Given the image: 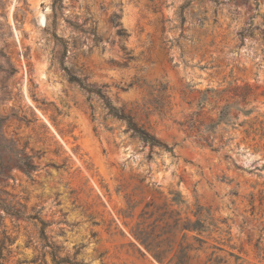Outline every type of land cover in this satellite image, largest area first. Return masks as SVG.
Wrapping results in <instances>:
<instances>
[{"label": "rangeland", "instance_id": "1", "mask_svg": "<svg viewBox=\"0 0 264 264\" xmlns=\"http://www.w3.org/2000/svg\"><path fill=\"white\" fill-rule=\"evenodd\" d=\"M17 202L89 264H175L181 243L190 264H264V0H0V240L34 264ZM177 218L204 224L201 249Z\"/></svg>", "mask_w": 264, "mask_h": 264}, {"label": "trees", "instance_id": "2", "mask_svg": "<svg viewBox=\"0 0 264 264\" xmlns=\"http://www.w3.org/2000/svg\"><path fill=\"white\" fill-rule=\"evenodd\" d=\"M116 25H119V22H116ZM119 34L122 37L127 36L126 30L124 28H120L118 30ZM70 80L79 84L88 94L90 95H98L104 102L105 106L109 109L110 113L114 116L124 120L127 123V128L133 132L135 136L141 139L145 144H148L151 148L160 147L169 152H173V147L168 146L167 144L161 142L155 135H153L148 129L139 125L132 116L131 113H127L124 108H119L115 106L110 97L107 95L105 91H103L102 87H96L92 83H87L83 79L79 78L66 66L65 67ZM25 166L29 169H33L34 166L25 162ZM19 209L12 208L6 209V213L12 217H26L28 220H36L41 224L40 227V241L42 243L43 254L41 257H37L33 259L31 262L34 264H48L47 256L51 257L52 264H89L83 260H78L76 257L70 256L69 254H64L63 246L56 243L54 240L50 239L47 234V227L49 223H47L41 217L42 207L40 209L35 210V207H31L30 212H28V206L26 204H22L17 202ZM175 228H180L182 231H196L197 235H194V238L200 242V246L197 249H201L203 244L206 241L201 238L199 235L206 231V227L204 224L198 220L194 223L189 221L181 224L180 219L177 218L175 221ZM186 236V235H185ZM144 243H147V240H143ZM13 242L11 236L5 234V236L0 240V264L6 263V257L4 255V251L7 250L8 245ZM149 247V244H147ZM173 248H169V250L162 252H155L154 255L159 261H163L167 257L168 251H171ZM194 249V245L181 243L179 250L177 253L171 258V261H175V264H190L191 255L190 252ZM262 251V249H260ZM78 253V252H76ZM215 252H213L210 257L205 261L204 264H221L223 263V259L218 256L214 257ZM20 264H27V261H21Z\"/></svg>", "mask_w": 264, "mask_h": 264}]
</instances>
